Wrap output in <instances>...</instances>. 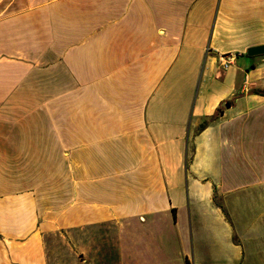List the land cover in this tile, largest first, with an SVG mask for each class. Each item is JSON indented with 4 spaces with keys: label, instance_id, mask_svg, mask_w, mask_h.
I'll return each mask as SVG.
<instances>
[{
    "label": "crops",
    "instance_id": "0c3cea01",
    "mask_svg": "<svg viewBox=\"0 0 264 264\" xmlns=\"http://www.w3.org/2000/svg\"><path fill=\"white\" fill-rule=\"evenodd\" d=\"M262 43L264 0H0V264L62 229L86 264H264Z\"/></svg>",
    "mask_w": 264,
    "mask_h": 264
},
{
    "label": "rangeland",
    "instance_id": "374dc122",
    "mask_svg": "<svg viewBox=\"0 0 264 264\" xmlns=\"http://www.w3.org/2000/svg\"><path fill=\"white\" fill-rule=\"evenodd\" d=\"M247 59L252 63V61H255L257 58L256 55L252 56L245 53L240 55L239 62ZM41 77L45 79L47 76L44 74L41 75ZM110 237L112 236H108L107 238ZM81 239L82 236L78 229L68 231L62 229L44 234V243L50 264H86L87 261L89 263L94 261L95 255L93 252L91 254V252L89 253L81 249ZM97 239L102 241V235L92 233L89 236L85 235L82 241H88L89 244H94L93 248H95V241H97ZM103 245L104 244L101 246ZM105 248L106 247L102 248L104 251L102 249L98 250L97 260L102 264H111L112 262L115 264L117 262V251H112L111 245Z\"/></svg>",
    "mask_w": 264,
    "mask_h": 264
},
{
    "label": "water",
    "instance_id": "95a60500",
    "mask_svg": "<svg viewBox=\"0 0 264 264\" xmlns=\"http://www.w3.org/2000/svg\"><path fill=\"white\" fill-rule=\"evenodd\" d=\"M247 52L250 55L264 53V43L250 46Z\"/></svg>",
    "mask_w": 264,
    "mask_h": 264
},
{
    "label": "built area",
    "instance_id": "2783aa9c",
    "mask_svg": "<svg viewBox=\"0 0 264 264\" xmlns=\"http://www.w3.org/2000/svg\"><path fill=\"white\" fill-rule=\"evenodd\" d=\"M233 58H234L233 54L225 55L224 58H223L224 66L228 67L233 62Z\"/></svg>",
    "mask_w": 264,
    "mask_h": 264
},
{
    "label": "trees",
    "instance_id": "16d2710c",
    "mask_svg": "<svg viewBox=\"0 0 264 264\" xmlns=\"http://www.w3.org/2000/svg\"><path fill=\"white\" fill-rule=\"evenodd\" d=\"M203 125H206V123H205V124H203Z\"/></svg>",
    "mask_w": 264,
    "mask_h": 264
}]
</instances>
